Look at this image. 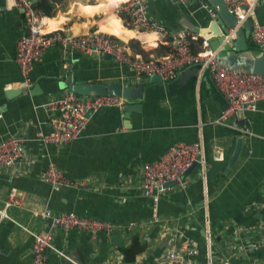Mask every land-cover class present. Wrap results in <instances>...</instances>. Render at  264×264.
Masks as SVG:
<instances>
[{
	"label": "crops",
	"instance_id": "0c3cea01",
	"mask_svg": "<svg viewBox=\"0 0 264 264\" xmlns=\"http://www.w3.org/2000/svg\"><path fill=\"white\" fill-rule=\"evenodd\" d=\"M123 1L128 0H68L52 15H45L44 28L102 29L127 42L134 53L149 56L167 50L171 33L180 29L199 33L204 20L215 16L199 0H148L149 13L165 29L143 31L118 14L116 6ZM204 1L216 14V7ZM0 5V138L9 134L25 137L23 156L0 170V264H31L32 237L23 226L44 231L47 223L39 212L45 205L54 211L74 210L110 220L118 229L117 243L112 233L54 231L53 245L80 264H162L170 245L187 249L185 255L197 264L206 262L209 245L213 257L230 254L231 264H256L264 258L262 245L249 251L252 239L264 242V98L255 110L230 115L228 124L215 123L225 102L223 96L215 99L199 93V75L191 105L181 114L166 112V100L158 101L157 110L133 111L128 119L115 107H102L79 137L45 144L35 133L51 128L50 118L56 110L46 103L65 93L58 83L64 80L62 66L73 65L75 77L88 83L147 85L153 81L152 75H137L132 67L103 53L66 52L54 45L34 63L31 84L24 86L15 61V43L25 30L24 17L11 0H0ZM256 15L264 21V0L256 6ZM186 21L198 31L186 27ZM34 84L39 89L32 92ZM7 89L14 93L7 95ZM238 136L243 138L242 148L228 167ZM197 139L202 140L205 161L186 171V186L168 185L161 192L157 215L168 222L153 221L152 201L140 189L142 164L159 158L172 143ZM49 162L80 183L53 187L41 179L40 172ZM8 200L14 203L7 204ZM47 264L73 263L49 249Z\"/></svg>",
	"mask_w": 264,
	"mask_h": 264
},
{
	"label": "built area",
	"instance_id": "2783aa9c",
	"mask_svg": "<svg viewBox=\"0 0 264 264\" xmlns=\"http://www.w3.org/2000/svg\"><path fill=\"white\" fill-rule=\"evenodd\" d=\"M8 1V0H7ZM12 5L21 8L25 30L19 35L15 43V61L21 73V83L30 86V73L35 62L39 61L47 48L58 45L66 52L79 51L84 53L111 54L115 61L133 68L137 75H158L161 80H171L179 69L201 62L202 66L210 68V74L217 89L227 101L213 119L215 123L228 124L230 115L241 113L245 110H255L260 99L264 98V74L234 70L221 65L218 59V49L210 45L208 38L200 33L180 29L171 33L166 40L167 50L162 54L143 56L134 53L127 42L121 41L102 29L73 32L69 28L42 29L41 12L34 0H11ZM185 3L187 0H179ZM200 6L205 8L212 16L215 9L206 1L199 0ZM236 21L229 27L226 38L235 37V31L243 25L246 18L250 19V38L254 45L264 48V21L256 15V6L260 0H224ZM7 6V2L6 5ZM148 0H128L116 6L130 20L133 27L139 30H152L162 32L165 25L158 18L153 17L148 11ZM2 6L0 5V11ZM202 36L199 48L193 50L192 40ZM126 99L122 95L112 92L102 94H79L70 90L61 95H54L48 101L50 109H55L56 114L50 118V130L38 129L35 137L45 144H62L79 137L82 130L94 113L102 107H122ZM25 137L20 134H9L0 138V170L9 168L17 159L23 156ZM205 161L204 146L201 139L192 141H177L167 147L159 158L146 161L141 166L140 189L145 197L152 201V220L166 224L168 220L157 215V205L160 194L168 188L167 181L173 180L180 187L186 186L188 179L186 171L190 166L203 164ZM202 176L205 171L202 170ZM40 177L53 187L64 185H77L80 181L68 178L65 173L53 162L40 172ZM14 203L8 200L6 203ZM47 223L44 231L28 229L31 235V264H47V251L52 249L70 260L73 264H80L63 250L56 248L52 243L54 231L57 229L87 230L93 234L99 232L113 233L118 230L110 220L100 217L79 214L74 210L54 211L45 205L39 212ZM131 221L130 224H134ZM207 239L210 244L209 226ZM264 246L260 240L249 242V251ZM207 260L204 264H231V255L222 254L213 257L210 254V245ZM187 249L170 245L165 250L162 264H197L195 260L185 255ZM256 264H264V258Z\"/></svg>",
	"mask_w": 264,
	"mask_h": 264
},
{
	"label": "water",
	"instance_id": "95a60500",
	"mask_svg": "<svg viewBox=\"0 0 264 264\" xmlns=\"http://www.w3.org/2000/svg\"><path fill=\"white\" fill-rule=\"evenodd\" d=\"M35 1V0H34ZM175 2L179 0H173ZM180 2V1H179ZM210 4L216 7L214 17L204 20L205 25L200 28L199 33L208 38L210 45L218 49V59L221 65L228 66L234 70L251 71L264 74V48L255 51L249 46L247 37L250 35V19L246 18L243 25L235 31V37L226 38L228 36L229 27L236 21L235 15L229 11L224 0H208ZM181 3V2H180ZM183 22L188 28L194 26L191 21ZM113 57L111 54H105ZM73 65L68 64L62 66L61 73L64 80H60L59 86L65 92L70 90L79 94H102L112 92L122 95L126 102L122 107L113 106L118 113L128 119L133 111H145L149 109L157 110L160 106L159 100H166L169 108L166 112L172 114H181L191 105V96L196 92V81L200 75L199 93L208 94L210 97L218 99L222 98L221 92L217 89L214 80L210 74L208 66L203 67L201 62H196L184 67L181 71L168 82H164L158 75H153V81L150 84L143 85V82L137 85H127L120 81H111L104 83H88L83 78H76L71 71ZM39 89L37 84L32 85L31 91ZM14 90L7 89L6 94L10 95ZM224 105L227 104L224 98ZM163 108V107H162ZM239 131V130H238ZM242 136L236 138L234 149L229 157L227 166H232L239 157L242 148ZM192 165H195L193 163ZM191 165V166H192ZM190 166V167H191ZM167 185H175V181L169 180ZM114 241L119 242V233H112Z\"/></svg>",
	"mask_w": 264,
	"mask_h": 264
},
{
	"label": "trees",
	"instance_id": "16d2710c",
	"mask_svg": "<svg viewBox=\"0 0 264 264\" xmlns=\"http://www.w3.org/2000/svg\"><path fill=\"white\" fill-rule=\"evenodd\" d=\"M68 0H35L34 1V5L40 10L42 11V13L44 15H52V13L54 12V10L56 9V7L59 5V4H63V3H66ZM118 14L121 16V17H125V19L128 21V17L125 15V13H123L122 11H118ZM202 36H198L194 41L191 43V47L193 50H197L199 48V42L201 40ZM247 41L249 43V46L252 44L253 46V49L255 51L257 50H260L262 48L258 47V46H255L253 44V42L251 41V38H250V35L249 37H247Z\"/></svg>",
	"mask_w": 264,
	"mask_h": 264
},
{
	"label": "bare ground",
	"instance_id": "6f19581e",
	"mask_svg": "<svg viewBox=\"0 0 264 264\" xmlns=\"http://www.w3.org/2000/svg\"><path fill=\"white\" fill-rule=\"evenodd\" d=\"M44 26H45V15L41 12V27H42V29H45ZM150 33L157 37V34L155 32H150Z\"/></svg>",
	"mask_w": 264,
	"mask_h": 264
},
{
	"label": "rangeland",
	"instance_id": "374dc122",
	"mask_svg": "<svg viewBox=\"0 0 264 264\" xmlns=\"http://www.w3.org/2000/svg\"><path fill=\"white\" fill-rule=\"evenodd\" d=\"M256 46V45H255ZM251 48H253L252 44L250 45Z\"/></svg>",
	"mask_w": 264,
	"mask_h": 264
}]
</instances>
